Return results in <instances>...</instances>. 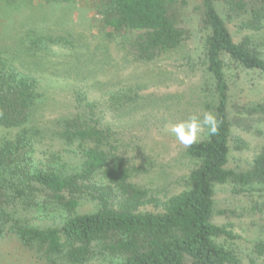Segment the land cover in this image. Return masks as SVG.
Returning a JSON list of instances; mask_svg holds the SVG:
<instances>
[{
  "label": "trees",
  "instance_id": "1",
  "mask_svg": "<svg viewBox=\"0 0 264 264\" xmlns=\"http://www.w3.org/2000/svg\"><path fill=\"white\" fill-rule=\"evenodd\" d=\"M36 1L72 0H0V15ZM199 1L203 70L188 92L180 90L187 78L168 76L171 64L157 66L187 39L172 0H94L88 32L95 43L29 28L13 52L0 49V238L43 264H241L218 242L235 237L229 225L215 222V189L227 183L264 189V150L249 171L228 168L235 108L228 74H264V54L251 37L236 42L230 23L239 21L242 32L264 31V0ZM111 45L123 55L120 69ZM66 52L78 62L56 69L63 76H48L59 84L54 94L69 90L52 105L43 77L53 57L70 58ZM136 64L150 69L134 79L115 74ZM188 66L193 74L195 64ZM207 111L222 123L217 135L205 129L184 150L190 165L184 189L162 199L136 184L148 159L136 164L128 156L126 131L169 142L173 124ZM253 252L264 264V241Z\"/></svg>",
  "mask_w": 264,
  "mask_h": 264
},
{
  "label": "rangeland",
  "instance_id": "2",
  "mask_svg": "<svg viewBox=\"0 0 264 264\" xmlns=\"http://www.w3.org/2000/svg\"><path fill=\"white\" fill-rule=\"evenodd\" d=\"M93 1L72 0L67 3L52 4L36 1L32 5L23 4L12 10L8 9L5 15H0V49L13 52L14 47L19 44L18 39L21 33L29 28H37L54 35L72 33L78 39L83 38L82 43H95L92 40V33L88 32L93 15L90 5ZM172 1L175 4V23L186 31L187 39L183 47L165 56L157 66L171 64V66H166L168 76L176 79L187 78L180 90L188 92L190 89H196L194 85L198 84L202 78L203 69L200 58L203 55L202 38L204 34L199 20L201 4L199 0ZM239 27V21L230 23L235 41L240 42L246 36L251 37L264 54V31L260 33L242 32ZM110 50L115 56L113 64L117 63L120 69L123 66V55L119 52L117 45H111ZM66 55L70 58L53 57L47 65L49 72L43 77L48 97L53 101L52 105L57 102L56 99L67 98L69 90L65 88L62 92L54 94L55 90L52 85L58 88L59 84L54 82L53 76H51L52 79L48 76L53 71L55 75L63 76L56 71L61 70L68 62L72 61V65H77L78 62L76 58L71 57V52H66ZM78 55L81 56V53ZM190 61L195 64L193 74L189 72L191 68L188 63ZM148 69L150 68L136 64L132 68L123 69V71L121 69L115 74L121 77L131 76L134 79L144 75ZM111 74L106 80L109 79L108 81L113 83L115 78ZM228 76L232 84L231 99L235 107L232 111L233 134L228 168L238 173H245L251 168L254 159L264 150V74L259 71L235 70ZM176 88L173 87L171 91H175ZM183 99H188V96ZM49 103L51 104L50 101ZM47 110L50 112L52 106ZM56 115L57 112H50L49 118ZM238 117L242 120H235ZM146 133L147 131L143 132L138 128L129 129L125 133L128 156L134 163L141 164L148 159V164H145L146 171L138 175L134 182L152 190L164 199L184 189V180L190 173V165L184 155L187 146L180 144L171 130L170 137H165L169 139V142H166L163 137L148 138ZM47 137L48 135H45V138ZM200 137L202 138V132L199 139ZM87 207L90 208V206ZM148 209L154 211L153 206H148ZM215 222L218 225H229L235 237L233 240L218 239L221 245L235 251L241 264H259L253 251L258 241H264V189L240 187L232 183L216 186ZM42 262L39 256L28 252L11 238H0V264H43ZM100 263L94 260L91 264Z\"/></svg>",
  "mask_w": 264,
  "mask_h": 264
},
{
  "label": "clouds",
  "instance_id": "3",
  "mask_svg": "<svg viewBox=\"0 0 264 264\" xmlns=\"http://www.w3.org/2000/svg\"><path fill=\"white\" fill-rule=\"evenodd\" d=\"M221 123L214 111H207L202 117L199 113H192L187 119L173 124L171 132L180 144L191 146L198 142L200 133L205 129L209 136L217 135Z\"/></svg>",
  "mask_w": 264,
  "mask_h": 264
}]
</instances>
